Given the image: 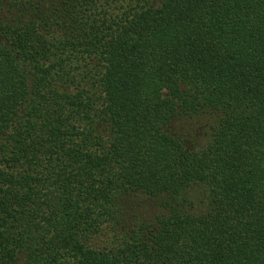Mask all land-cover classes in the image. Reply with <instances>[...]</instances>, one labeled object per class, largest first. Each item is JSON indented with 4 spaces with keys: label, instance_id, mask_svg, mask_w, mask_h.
Listing matches in <instances>:
<instances>
[{
    "label": "trees",
    "instance_id": "trees-1",
    "mask_svg": "<svg viewBox=\"0 0 264 264\" xmlns=\"http://www.w3.org/2000/svg\"><path fill=\"white\" fill-rule=\"evenodd\" d=\"M0 264H264V0H0Z\"/></svg>",
    "mask_w": 264,
    "mask_h": 264
}]
</instances>
